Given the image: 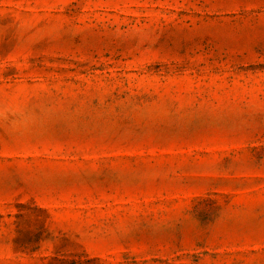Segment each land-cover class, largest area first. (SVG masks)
<instances>
[{
	"label": "rangeland",
	"instance_id": "obj_1",
	"mask_svg": "<svg viewBox=\"0 0 264 264\" xmlns=\"http://www.w3.org/2000/svg\"><path fill=\"white\" fill-rule=\"evenodd\" d=\"M0 264H264V0H0Z\"/></svg>",
	"mask_w": 264,
	"mask_h": 264
}]
</instances>
